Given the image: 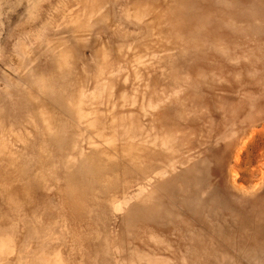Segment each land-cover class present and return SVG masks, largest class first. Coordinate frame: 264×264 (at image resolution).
<instances>
[{
  "label": "rangeland",
  "instance_id": "obj_1",
  "mask_svg": "<svg viewBox=\"0 0 264 264\" xmlns=\"http://www.w3.org/2000/svg\"><path fill=\"white\" fill-rule=\"evenodd\" d=\"M0 247L264 264V0H0Z\"/></svg>",
  "mask_w": 264,
  "mask_h": 264
},
{
  "label": "bare ground",
  "instance_id": "obj_2",
  "mask_svg": "<svg viewBox=\"0 0 264 264\" xmlns=\"http://www.w3.org/2000/svg\"><path fill=\"white\" fill-rule=\"evenodd\" d=\"M84 94H82V96H83ZM146 139V138H145ZM155 139V138H154ZM154 142V141H153ZM162 145L163 146H165V143L163 144V142H162ZM170 148V147H169ZM144 190V189H143ZM142 192V191H141ZM1 244H2V242H1ZM1 248V247H0ZM2 249V248H1Z\"/></svg>",
  "mask_w": 264,
  "mask_h": 264
}]
</instances>
